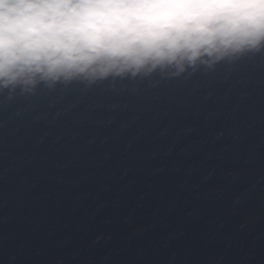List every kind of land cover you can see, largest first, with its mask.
<instances>
[{
  "label": "water",
  "instance_id": "obj_1",
  "mask_svg": "<svg viewBox=\"0 0 264 264\" xmlns=\"http://www.w3.org/2000/svg\"><path fill=\"white\" fill-rule=\"evenodd\" d=\"M0 264H264V53L0 97Z\"/></svg>",
  "mask_w": 264,
  "mask_h": 264
},
{
  "label": "clouds",
  "instance_id": "obj_2",
  "mask_svg": "<svg viewBox=\"0 0 264 264\" xmlns=\"http://www.w3.org/2000/svg\"><path fill=\"white\" fill-rule=\"evenodd\" d=\"M264 53V0H0V97L176 78Z\"/></svg>",
  "mask_w": 264,
  "mask_h": 264
}]
</instances>
